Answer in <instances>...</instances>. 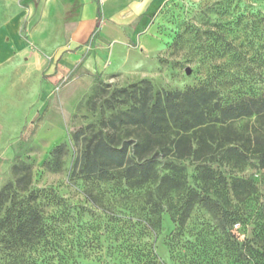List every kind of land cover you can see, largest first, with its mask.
<instances>
[{"label":"rangeland","instance_id":"obj_1","mask_svg":"<svg viewBox=\"0 0 264 264\" xmlns=\"http://www.w3.org/2000/svg\"><path fill=\"white\" fill-rule=\"evenodd\" d=\"M155 15L141 44H126L87 80H55L54 53L33 43L34 56L0 69V193L9 181L20 180L23 187L64 199L58 209L42 200L48 221L58 228L47 247L19 264H264V118L210 117L182 131L171 124L167 100L169 91L206 85L222 94L264 88V0H168ZM236 51L246 59L234 57ZM160 98L152 117L162 120L158 127L151 129L147 116L135 122L143 119L136 108L154 107ZM107 132L129 152L150 138L166 141L162 155L175 154L178 139L188 137L200 159L230 183L241 178L252 184L247 191L239 188V201L226 187L239 220L222 230L211 211L196 205L184 225L166 212L161 229L147 230L140 222L151 206L145 189L117 188L108 172L86 179L79 167L75 176L82 146ZM184 162L194 185L196 158ZM0 264L16 263L2 258Z\"/></svg>","mask_w":264,"mask_h":264},{"label":"trees","instance_id":"obj_2","mask_svg":"<svg viewBox=\"0 0 264 264\" xmlns=\"http://www.w3.org/2000/svg\"><path fill=\"white\" fill-rule=\"evenodd\" d=\"M261 21L264 32V17ZM234 57L240 61L246 59L237 51ZM243 72L245 74L246 68ZM167 94L171 124L178 125L182 131L205 124L210 117H215L213 120L219 122L252 115L264 118V88H239L233 93L222 94L221 89L206 85L191 87L186 91H169ZM186 100L193 104L192 109H187ZM175 102L177 105H174ZM160 103L161 98L154 102V107L147 104L136 108L134 111L143 119H135V122L149 119L151 129L158 127L162 120L157 121L152 117ZM163 116L164 119L169 118L166 109ZM99 136L94 145L89 142L82 146L81 155L74 165L75 176L79 175V167L81 172L87 174L86 179L92 178L96 172H108L107 179L113 180L117 188L125 186L127 192L131 193L145 189V194L151 197V206L144 221L140 222L147 230L157 232L161 229L166 212L173 222L184 225L196 205L211 211L222 230L239 220L237 202L233 203L229 195L231 192L226 191V187L230 184L239 201V188L244 185L243 191H247L253 187L252 184L241 178H234L230 183L225 175L200 159L198 148L192 146L188 137L182 135L178 139L176 146L179 149L175 154L165 152L162 155L160 148L167 146L166 141L155 144L154 138H150L136 143L134 152H129L128 147L117 143L110 132ZM76 138L79 140L78 134ZM61 148L62 145H59L55 149V157ZM147 148L151 151L144 153ZM154 149L158 151L153 152ZM192 157L198 163L194 185L190 182L188 166L184 162ZM260 161L264 167V150L261 151ZM21 183L20 180L9 181L0 193V261L5 258L15 260L16 264L21 260H30L33 252L47 247L49 238L58 228L48 221L42 200L46 198L48 204L57 209L64 204L63 197L55 191L27 188ZM87 195L89 200L93 199L91 194Z\"/></svg>","mask_w":264,"mask_h":264},{"label":"crops","instance_id":"obj_3","mask_svg":"<svg viewBox=\"0 0 264 264\" xmlns=\"http://www.w3.org/2000/svg\"><path fill=\"white\" fill-rule=\"evenodd\" d=\"M167 1L0 0V69L34 56L33 43L54 53L55 80H87L126 44H141Z\"/></svg>","mask_w":264,"mask_h":264},{"label":"water","instance_id":"obj_4","mask_svg":"<svg viewBox=\"0 0 264 264\" xmlns=\"http://www.w3.org/2000/svg\"><path fill=\"white\" fill-rule=\"evenodd\" d=\"M187 72L190 73V70L188 69Z\"/></svg>","mask_w":264,"mask_h":264}]
</instances>
